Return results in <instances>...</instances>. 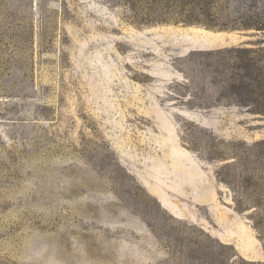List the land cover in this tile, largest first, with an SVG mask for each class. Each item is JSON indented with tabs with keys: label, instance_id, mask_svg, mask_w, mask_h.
<instances>
[{
	"label": "rangeland",
	"instance_id": "rangeland-1",
	"mask_svg": "<svg viewBox=\"0 0 264 264\" xmlns=\"http://www.w3.org/2000/svg\"><path fill=\"white\" fill-rule=\"evenodd\" d=\"M256 20L264 0H0V264H264Z\"/></svg>",
	"mask_w": 264,
	"mask_h": 264
},
{
	"label": "trees",
	"instance_id": "trees-1",
	"mask_svg": "<svg viewBox=\"0 0 264 264\" xmlns=\"http://www.w3.org/2000/svg\"><path fill=\"white\" fill-rule=\"evenodd\" d=\"M243 26L244 27H254L258 30L264 31V21H260V20L253 21L252 23L243 24ZM259 50H261V49H259ZM258 84H261V87H264V81H261V83H258ZM259 113L264 114V111H259Z\"/></svg>",
	"mask_w": 264,
	"mask_h": 264
}]
</instances>
